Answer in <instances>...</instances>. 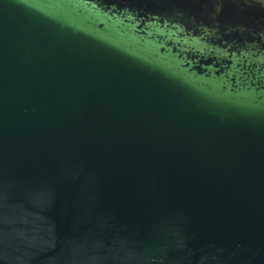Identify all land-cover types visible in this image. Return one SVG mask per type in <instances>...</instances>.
I'll return each mask as SVG.
<instances>
[{
	"label": "water",
	"instance_id": "1",
	"mask_svg": "<svg viewBox=\"0 0 264 264\" xmlns=\"http://www.w3.org/2000/svg\"><path fill=\"white\" fill-rule=\"evenodd\" d=\"M0 264H264V0H0Z\"/></svg>",
	"mask_w": 264,
	"mask_h": 264
}]
</instances>
